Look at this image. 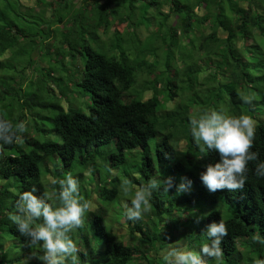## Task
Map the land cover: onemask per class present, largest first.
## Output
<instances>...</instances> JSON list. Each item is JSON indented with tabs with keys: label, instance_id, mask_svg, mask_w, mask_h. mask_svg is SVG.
<instances>
[{
	"label": "trees",
	"instance_id": "obj_1",
	"mask_svg": "<svg viewBox=\"0 0 264 264\" xmlns=\"http://www.w3.org/2000/svg\"><path fill=\"white\" fill-rule=\"evenodd\" d=\"M6 1L10 0H0V18L2 19L7 17L4 13ZM78 1L82 3L74 14H78L77 20L82 23H92L91 19H93L95 24L92 25L99 27L97 32L102 31L110 36H112L113 26L117 24L115 31L119 30V35L123 40L120 41V46L115 47L116 51L111 56L98 51L87 42L84 45L82 74L75 84L80 87L81 91L89 92L91 102L87 106V111L75 108L62 109L54 116L52 123L55 134L60 137L59 140L34 141L38 147L28 148L24 143L32 144L35 137L30 136L27 131L19 142L0 148V175L4 182L0 184V264H22L30 252L35 251V249L26 246L25 238L20 235L16 225L9 218L10 214L16 212L15 205L19 196L24 191L31 190L33 186L38 189L37 195H41L45 191L58 190L59 186L53 185L52 181L63 179L69 172L79 180L80 195L83 198L88 199L93 190L99 200L96 209L86 214L84 227L75 230L72 234L77 235V239L73 240L79 248L80 264H166L163 259L165 251L163 247L168 248L174 240L176 242L181 239L186 242L184 248L189 250L197 242L198 246L195 247V251H199L202 245L208 242L206 232L202 230L197 235L188 233L186 237L180 234L178 239L167 240L169 236L164 238V229L167 225H161L162 228L159 229V227H151L147 223L148 221L143 218L137 222L127 219L134 236L140 237L132 244H127L114 231V225L110 226L111 224L106 219L110 204L115 203L120 194L121 181L123 179L130 180L134 188L132 194H134L135 188L154 178L157 172V161L166 163L174 158H181L182 155L187 156L192 164L196 161L197 156H199L198 162H205L207 165L220 160L219 153L208 150L201 152L198 149L191 134L190 119L186 116L190 106L186 110L180 107L182 101L179 99L182 95L179 92L193 89L196 63L192 65L186 61L185 51L181 52L182 56L179 57V60L184 64L182 67L178 66L182 68V71L177 67L179 60H174L171 52L167 54L166 61L163 63L160 57L162 54L156 53L157 47L161 46L156 44L153 45L154 52H146L141 58L135 57L134 54L141 49L139 44L134 41L136 35L133 36L126 31V18L132 20L133 29L140 28L142 26L140 23L143 24L144 21L150 22L151 20L153 22L154 18L158 26L154 36L158 35L159 27L169 25V21L174 20V29L165 36L170 48L175 46L174 41L178 36L176 29L178 20L185 28L183 35L188 40L191 39L190 35L193 32L195 34L196 31L199 36L200 31L198 30L203 25L211 23L214 28V32L211 33L213 35L209 39L205 38L201 47L205 46L209 40L219 36L220 28L222 32L226 31L227 35L224 41L226 44L228 43L229 51L223 50L220 60L206 58V71L216 74L221 72L223 80L230 82L236 75L240 76L241 74H243V79L244 76L248 79L249 71L252 68L264 73V0H189V2L185 0H124L122 6L126 5L127 9L125 15L120 17L118 16V0ZM190 1L195 2L193 6H199V13L192 11ZM82 9L85 10L81 14ZM137 20L139 24L136 25L134 21ZM58 21L62 22V18H59ZM0 22L2 25L1 20ZM196 22H199L198 27L194 26L197 24ZM2 26H0V40L7 41L12 38L11 35L15 34L11 24ZM137 36L139 37L138 34ZM238 36L243 37L244 45L248 48L252 41H255V46L261 50L262 67L260 62L255 60L250 66L248 60L242 58L243 52L237 53L232 42ZM139 39L142 45L148 41V39L142 40L140 37ZM75 43L70 32H63V34L58 32L56 35L55 46H65L63 49H66L67 52L74 49ZM63 49L60 50V54L64 53ZM0 50L3 48L0 47ZM162 65L165 80L164 85L158 89L159 82L155 75ZM142 74H153V93L146 98L135 90V86L140 80L139 76ZM191 81L192 86L188 88L186 85ZM67 83L65 79L61 92L70 90V81ZM206 84L201 83L200 86H207ZM220 84L218 81L215 92L209 89H204L203 92L208 95L214 94V98L217 99L221 90ZM30 88L31 84L26 89L19 87L21 93L18 92L17 100L19 108L24 109L21 115L26 113V105L33 99V92L28 94ZM244 88L231 90L232 98L225 96L227 109L231 108L233 104L234 106L240 104L242 107H238L239 112L242 109L251 108L254 115L258 116L252 149L258 153V160L249 163L244 188L238 191L223 190L212 193L202 184L200 176L193 173L188 175V179L193 181L195 189L194 194L188 197V201L205 200L209 202L212 208H208L205 215L208 223L218 222L222 219L227 225L228 235L223 238L221 244L223 251L221 264L252 262L250 254L246 253V257L242 254L235 255V258H232V255L238 248L237 237L248 235L255 225L258 226L261 238L264 239V177L255 175L256 164L264 162V110L261 106L264 103V91L259 96L260 105L253 102L245 104L240 96L241 94L249 95L250 91ZM260 88L264 89V82ZM22 89L25 91L24 93H22ZM166 95L172 100H168ZM0 102H2L1 92ZM256 107L258 108L256 109ZM31 114L35 115V112L32 111ZM21 115L17 110L9 114L0 110V116L10 120H12L10 117H13L24 121V117ZM171 115L175 117V123L165 126L162 121L164 119L168 121ZM180 117L181 121L178 119ZM184 119L188 121H184ZM186 124L189 125V128L185 127ZM28 126L30 123L27 128ZM183 128L185 135L180 136L179 132ZM157 135L158 140L153 150L151 141ZM180 138H185L187 141L186 149L183 151L177 146ZM114 140L116 141V150L112 151L110 144ZM102 146H106L103 151ZM136 151L141 152L139 156L133 153ZM109 153L110 155H108ZM129 156H132V160L135 162H139L138 165L131 164L129 166L132 170L136 169L135 171L138 173L136 177L128 175L125 171V165L131 159ZM97 157L102 159L101 168L89 167L91 164H95ZM182 165V162L177 160L172 169ZM89 168L92 174L90 187L86 185L84 177L85 170ZM119 171L121 175L117 174ZM219 196H223L227 201L235 204V216L224 218L215 208ZM161 197L154 198L155 208H151L150 212L156 220L162 222L164 214L158 204ZM128 198V202H130L131 197ZM124 212L122 205L121 214L125 215ZM181 226L178 225L177 228L180 229ZM151 228L154 230L153 233ZM92 232L99 235L100 238L93 240ZM138 233L141 235H136ZM161 239L165 243L160 242ZM157 243L160 244L159 247ZM245 245L250 248V241H246ZM153 249L157 250L155 256L151 255ZM250 250L252 249L250 248ZM38 252V254H42V250H38ZM260 255H264V247L260 250ZM205 259L208 260V264H216L210 258L205 257ZM31 264H39V262L33 260Z\"/></svg>",
	"mask_w": 264,
	"mask_h": 264
},
{
	"label": "rangeland",
	"instance_id": "obj_2",
	"mask_svg": "<svg viewBox=\"0 0 264 264\" xmlns=\"http://www.w3.org/2000/svg\"><path fill=\"white\" fill-rule=\"evenodd\" d=\"M123 1L124 0L117 1L119 17L124 16L126 13L127 8L126 5L122 6ZM185 1L189 2V0ZM81 3L82 2H79L78 0H10L6 1V4L9 6L6 4L4 6V8H6L4 13L7 15V17L5 16L4 19L0 18V20L4 25L11 24L15 35H11L12 38L7 41L0 40V47L3 48V50H0V92L2 94L0 110L6 114L13 113L14 110H17L21 115V113L24 112V109L19 108V101L17 100L18 92L21 93L19 87L26 89L29 84H31L28 94L33 92V99L28 105H26V113L21 115L24 117V121L27 123V125L30 123V126H28V128L31 127L28 130L30 136L35 137L32 144L29 145L24 143V145L28 148L38 147L34 141L43 142L48 139H60V137L55 134V128L53 127L52 121L54 116L62 111V109L75 108L87 111V106L91 102V95L89 92L81 91L80 87L75 84L77 79L81 78L84 61L83 51L86 42L98 51L111 56L116 51L115 47L120 46V41L123 40L119 35V30L115 31L117 24L113 26L114 28L112 27V36H110L104 34L102 31H100L99 34L97 32L99 27H94L92 25L95 24L93 19H91L92 23H82L81 21L77 20L78 14H74L78 10L77 7H79ZM193 4H195V2L192 1L190 4L192 11L194 13H199V6H193ZM84 10L82 9L81 14ZM59 18H62V22L58 21ZM173 21L170 20L169 25L159 27V33L156 36H154V33H156L155 30L158 26L154 18L153 22L151 20L150 22L144 21L145 23H140L142 25H139L141 26L140 28L133 29L132 20L127 17L125 26L128 34L133 36L136 35V37H134V41L139 44L141 49V51L135 53L136 55L134 54L135 57L138 56L141 58L146 52H154L155 48H153V45L156 44L161 46L157 47L156 53L159 52L162 54L160 57L161 62L163 63L166 61L167 54L169 52L172 53L174 60H179V57L182 56L181 52L183 51H185L187 56V62L189 61L192 65H195L196 63V72L193 77V89L191 91L186 89L185 92H179V94L182 95V97L179 99L182 101V103H180L181 109L186 110V108L190 106L188 107V115H186L189 119L193 114L198 112L213 109L218 110L221 105L225 106L227 104L225 96L232 98L230 91L234 89H241L242 87H245L244 89H248L250 91L249 95L255 97L253 103L260 105L261 102L259 96L261 95L260 93L264 91V89L260 88V85L264 82V78H262L264 77V73L261 72V70L256 71L252 68V70L249 71L250 77L248 79L246 76H244L243 79V74H241L240 76L236 75L234 80L230 82L223 80V74L221 72L216 74L206 71V58L211 57L212 60H220V55L223 50L229 51L227 48L228 43L226 44L223 38L225 37V34L222 32L221 28L220 33L218 31V34L221 35L215 37L211 41L209 40L205 46L201 47L205 41V38L209 39V37L213 35L211 33L214 32V28L212 27L211 23L203 25L198 30L200 31L201 36H197L195 31V34L193 32L190 35V38L193 40H188V38L186 39V36L183 35L185 28L178 20V23H176L178 36L174 41L175 46L170 48L169 44L166 42L165 36L169 34L170 30L174 29ZM134 23L136 25L139 24L138 20L134 21ZM196 23L197 24L194 26L198 27L199 22ZM2 25L0 22V26ZM58 32L59 34H63V32L71 33L72 38L76 42L73 50L67 52L66 49H63L65 46H55L56 35ZM35 34L37 35L36 37ZM137 34L142 40L148 39V41L142 45ZM58 39H60V36H58ZM232 43L233 46L236 47L238 54L243 52L242 58L248 60L250 66L253 65L254 60L256 62H260V66L262 65L260 59L261 50L255 46V41H252L250 47L248 48L246 45H244L243 37L238 36ZM60 45L62 44L60 43ZM60 48L65 50L63 51L64 53L60 54ZM178 64L179 65H177V67H182V65H184L180 60L178 61ZM159 69L160 70H158L155 75L159 82L158 89L164 85L165 80L163 65L160 66ZM179 69L182 71V68ZM68 76L69 78L67 79ZM139 77L140 80L135 86V90L139 91L145 98L151 96L153 93L154 84L152 81L153 74H142ZM65 79L66 83L67 81H70L71 88L67 92H61V89L63 88V81ZM218 81L221 83L219 85L221 90L217 99L214 98V94L208 95L205 94L206 92H203L204 89H209L212 92H215ZM201 83L204 85L207 83V86L201 87ZM186 86L191 88L192 81ZM24 92L25 91L22 89V93ZM167 99L172 100V98L169 96H167ZM263 105L264 103L261 105L262 109L264 110ZM238 107L241 108L242 105L237 104L234 106L233 104V106L228 109L229 114L234 116L237 115L239 112ZM257 108L258 107H256V109ZM248 110L249 112H243L242 114H249L252 116L253 111L251 108H248ZM28 111H30V113H28ZM32 111L35 112V115L31 114ZM164 115L167 116L166 114ZM252 117L256 122L258 116L254 115ZM10 118L14 123L19 122V118ZM178 119L179 121L182 120L181 117ZM175 121V117L171 115L168 121L164 119L162 122L165 124V126H171L175 123ZM184 121L188 120L184 119ZM185 127L189 128V125L186 124ZM179 133L180 136L185 135L183 134L185 133L184 128ZM157 140L158 135L151 141V148L153 150ZM110 145L112 146V151H115L116 141L114 140ZM186 145L187 141L185 138H180V141L177 145L178 148L183 151L186 149ZM105 147L106 146H102V151ZM198 149L200 150V146H198ZM133 153L139 156L141 152L136 151ZM108 155H110V153ZM198 157L199 156H197L194 164L190 163L189 158L184 155H182L181 158H174L173 160L166 163H160L156 160L157 172L154 178L161 181L162 183L164 179L171 176L174 178L175 184H179L182 177H186L188 179L189 173L200 176V173L205 171V166L207 164L205 162H198ZM129 158L131 159L127 161L128 164L125 165V171L128 175L136 177L138 176V173L135 171L136 169L132 170L129 168V166H131V164L138 165L139 162L132 160V156H129ZM177 160L181 161L183 165L181 167L172 169ZM102 163V159L97 157L95 164H91L89 167H95L96 169H99L101 168ZM84 174V177L86 178V185L89 186L92 177L90 168L86 169ZM117 174L121 175V172L119 171ZM51 177L49 178L51 179ZM46 181L48 180L46 179ZM1 183L4 182L2 180V176L0 175V184ZM194 192L195 189L193 181L190 190L180 194H177L175 187H173L169 192H165L163 191V186H161L159 191L153 192L150 202L152 204V208H155L153 205L154 198L156 196H162L158 201V204L161 206L162 213L164 214V217H162V222L156 220L150 211L143 214L142 218L148 221L147 223L154 228L159 227V229H161V225H167L164 229V238L169 236L167 240L178 239L180 234L187 237L188 233H194L197 235L201 230L206 232L205 230L209 223L206 220L205 215L208 211V208L210 209L212 206L205 200H197L195 202L190 200L188 201V197L193 195ZM132 195L133 194L130 193L128 196H124V194L120 191L116 202L110 204L106 217L108 223L111 224L110 226L114 225V231L120 236V239L126 241L127 244H132L136 239H140V237L134 236L131 227L127 223L126 216L121 214L123 203L128 201V197L132 198ZM87 200L91 201L90 211L95 210L99 205L98 197L93 190L91 191ZM215 208L220 211L224 218H229L236 215L235 204L227 201L223 196L218 197ZM198 217L201 218L199 223L196 222ZM144 225H146L145 222ZM178 225H182L180 229L177 228ZM151 232L153 233L154 230L152 229ZM254 234H258L261 237L257 225L252 227V230L248 235H241L237 237L238 248L236 252L233 253L232 258H235V255L239 256L242 254L244 257H246L247 254H250L252 257V262L244 264H253V261L256 258L264 260V255H260V250L264 247V243L253 241L252 237ZM136 235L141 234L138 233ZM91 236L93 240H98L100 238V236L94 232H92ZM72 237L74 239L77 237V235L74 234ZM248 240L251 243L250 248L252 250H250V248L245 245V242ZM160 242L165 243L162 239ZM185 244L186 242L184 239L176 240V242L174 240L168 246V248H165L164 246L163 250H167L171 247L184 248ZM157 246L159 247L160 244L157 243ZM197 246L198 243L196 242V244L192 246L191 250L195 251V247ZM35 251L38 250L35 249ZM156 251V249H153L151 255L155 256Z\"/></svg>",
	"mask_w": 264,
	"mask_h": 264
},
{
	"label": "clouds",
	"instance_id": "obj_3",
	"mask_svg": "<svg viewBox=\"0 0 264 264\" xmlns=\"http://www.w3.org/2000/svg\"><path fill=\"white\" fill-rule=\"evenodd\" d=\"M224 34L226 37V31ZM240 98L245 104H251L255 99L245 94H241ZM243 112H249L248 108L235 116L230 115L229 110L221 105L218 110H205L190 117L191 134L200 151H214L220 156L219 162L206 165L205 171L200 173V180L209 192L242 190L247 181L249 163L258 160V153L252 150L258 119L255 122L252 117L254 113L251 116ZM27 131L25 121L13 123L0 116V148L19 142ZM110 171L114 172L112 169ZM255 175L264 177V162L256 164ZM52 183L59 186L58 190L37 195L38 189L33 186L31 190L24 191L16 201V212L10 214L9 218L25 238L26 246L42 250V254L30 252L22 264H31L33 260L39 264H80L79 248L72 234L84 227L91 201L80 195L79 180L71 172ZM191 184L192 181L186 177H182L179 184H175L171 176L162 183L153 178L135 188L130 202L123 203L124 214L129 221L140 220L143 214L151 210L152 194L159 191L161 186L165 192L175 187L177 194H180L189 191ZM120 191L124 196L133 193L131 181L123 179ZM200 219L198 217L196 222L199 223ZM205 231L208 242L199 251L171 247L163 253L166 264H208L205 257L221 264V244L228 235L227 225L222 219L213 221ZM252 239L264 243L258 234H254ZM253 264H264V260L256 258Z\"/></svg>",
	"mask_w": 264,
	"mask_h": 264
}]
</instances>
